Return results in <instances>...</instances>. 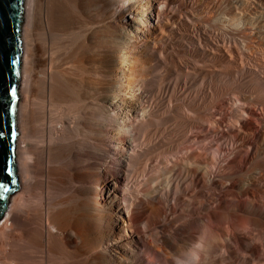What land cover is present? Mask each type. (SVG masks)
Here are the masks:
<instances>
[{
	"label": "bare ground",
	"instance_id": "1",
	"mask_svg": "<svg viewBox=\"0 0 264 264\" xmlns=\"http://www.w3.org/2000/svg\"><path fill=\"white\" fill-rule=\"evenodd\" d=\"M20 41L0 264H264V0H24Z\"/></svg>",
	"mask_w": 264,
	"mask_h": 264
},
{
	"label": "water",
	"instance_id": "2",
	"mask_svg": "<svg viewBox=\"0 0 264 264\" xmlns=\"http://www.w3.org/2000/svg\"><path fill=\"white\" fill-rule=\"evenodd\" d=\"M24 0H0V219L7 198L17 189L13 150L20 78Z\"/></svg>",
	"mask_w": 264,
	"mask_h": 264
},
{
	"label": "rangeland",
	"instance_id": "3",
	"mask_svg": "<svg viewBox=\"0 0 264 264\" xmlns=\"http://www.w3.org/2000/svg\"><path fill=\"white\" fill-rule=\"evenodd\" d=\"M23 58V57H22ZM22 58H21V62H22ZM19 88H20V80H19V83H18V90H19ZM20 96H19V91H18V101H17V104L19 103V101H20V99L21 98H19ZM4 217V216H3ZM3 217L0 219V222L2 221V219H3Z\"/></svg>",
	"mask_w": 264,
	"mask_h": 264
}]
</instances>
